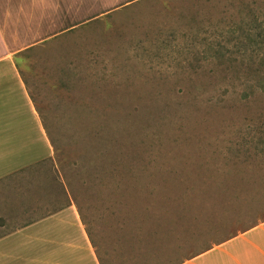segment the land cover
Listing matches in <instances>:
<instances>
[{
	"label": "rangeland",
	"instance_id": "obj_1",
	"mask_svg": "<svg viewBox=\"0 0 264 264\" xmlns=\"http://www.w3.org/2000/svg\"><path fill=\"white\" fill-rule=\"evenodd\" d=\"M15 62L54 156L0 226L73 202L101 264H181L264 222V0H138Z\"/></svg>",
	"mask_w": 264,
	"mask_h": 264
},
{
	"label": "crops",
	"instance_id": "obj_2",
	"mask_svg": "<svg viewBox=\"0 0 264 264\" xmlns=\"http://www.w3.org/2000/svg\"><path fill=\"white\" fill-rule=\"evenodd\" d=\"M137 1L0 0V184L54 156L15 55ZM9 202L0 197V216H7ZM0 264L101 262L71 202L16 227L0 226ZM181 264H264V222Z\"/></svg>",
	"mask_w": 264,
	"mask_h": 264
}]
</instances>
